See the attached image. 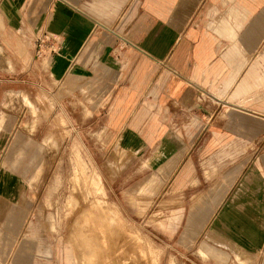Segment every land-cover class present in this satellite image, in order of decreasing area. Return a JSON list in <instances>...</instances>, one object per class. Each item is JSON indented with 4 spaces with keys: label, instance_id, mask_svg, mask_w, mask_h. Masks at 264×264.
I'll list each match as a JSON object with an SVG mask.
<instances>
[{
    "label": "rangeland",
    "instance_id": "obj_1",
    "mask_svg": "<svg viewBox=\"0 0 264 264\" xmlns=\"http://www.w3.org/2000/svg\"><path fill=\"white\" fill-rule=\"evenodd\" d=\"M60 1L0 0V44L10 62L6 66L8 60L0 52V112L6 114L0 127V164L5 159L14 160V137L30 138L28 143L17 145L22 154L14 165L9 163L6 175L26 185L25 195L31 202L16 207L10 201L1 206L9 211L0 217V242H7L6 249L0 250L5 264H13L15 258H22V264H264V242L252 255L233 251L243 240L241 232L224 244L206 237L215 217L246 181L250 182L246 184L247 195L255 200L247 213L264 209V113L258 119L262 137L225 138L223 146L230 153L183 155L181 165L192 156L195 178L181 190V201H174L170 188L176 173L157 184L154 178L158 170L148 161L153 154L122 149L119 134L127 123L118 128L105 121L106 91L93 88L92 79L70 81V89L59 90L65 101L50 90L47 61L38 57L34 41L46 30L47 20ZM64 1L77 5L79 0ZM86 1L80 0L82 8L87 7ZM124 2L87 3L92 7L96 4L97 14L108 16L110 9L115 11ZM14 40L25 44L29 52L26 59L17 54ZM28 82L35 85L31 96ZM10 92L16 94L14 102L5 107L1 102ZM53 92L56 100L51 101ZM23 95L32 97L35 114L29 112ZM45 98L50 99L49 110L44 107ZM139 107H130L131 118ZM158 140L161 138L145 139V145L153 147ZM213 146L223 149L221 143ZM34 155L32 166L37 169L29 170ZM209 165L222 167L214 174ZM237 165L241 168L235 179L232 175L223 177L227 169ZM21 188L15 186L14 193ZM208 196L220 204L210 218L185 236L193 201ZM180 208L181 219L176 215ZM27 218L31 232L26 237ZM247 218L256 226L264 224V217ZM174 226H178L176 232L168 233ZM42 240L50 250L48 258L37 252L36 243ZM205 241L225 257L210 256L215 251Z\"/></svg>",
    "mask_w": 264,
    "mask_h": 264
},
{
    "label": "crops",
    "instance_id": "obj_2",
    "mask_svg": "<svg viewBox=\"0 0 264 264\" xmlns=\"http://www.w3.org/2000/svg\"><path fill=\"white\" fill-rule=\"evenodd\" d=\"M90 1L82 8L80 0L77 5L61 0L44 33L35 38L38 57L47 61L50 90L65 101L59 90L70 89V81L92 79L93 88L106 91L105 121L118 128L127 123L119 134L122 149L127 147V153H152L148 161L158 170L154 178L157 184L176 173L170 190L175 195L173 200L179 202L181 190L195 178L192 156L181 165L183 155L230 153L224 149L225 138L262 137L258 119L264 113V0H125L117 10L110 9L108 16L97 14L96 4L92 7L87 3ZM14 41L17 54L26 59L29 52L25 44ZM0 52L8 60L1 44ZM6 66H10L9 60ZM27 84L31 96L35 85ZM54 92L51 101L56 100ZM15 95L8 93L1 104L10 106ZM23 100L35 114L32 97L23 95ZM42 100L49 110L50 99ZM134 106L139 108L131 118L130 107ZM5 115L0 112V127ZM156 138L161 140L153 147L145 145V139ZM200 139H205L204 144ZM29 141L22 135L14 137V160L5 159L0 164V217L9 212L1 208L3 204L14 201L17 207L31 202L25 195L26 185L6 176L9 165L22 154L17 145ZM213 143H221L223 149H212ZM35 155L29 170L37 169L32 166ZM219 166L209 165V169L215 174ZM240 168L227 169L223 177L232 175L235 179ZM249 183L246 181L232 194L206 237L224 244L241 232L243 240L233 251L255 255L254 248L264 242V224L256 226L247 217H264V209L247 213L255 201L247 195ZM15 186L22 188L14 193ZM214 200L208 196L193 201L185 236L214 214L220 204ZM181 211L176 213L180 219ZM28 218L24 223L26 237L31 232ZM178 226L167 232L174 234ZM206 241L215 251L210 256L225 257ZM45 242L37 241V252L48 258L51 253ZM6 243L0 242V250L6 249ZM57 258L61 260L58 254ZM21 259L15 258L13 264H22ZM5 261L0 252V264Z\"/></svg>",
    "mask_w": 264,
    "mask_h": 264
},
{
    "label": "bare ground",
    "instance_id": "obj_3",
    "mask_svg": "<svg viewBox=\"0 0 264 264\" xmlns=\"http://www.w3.org/2000/svg\"><path fill=\"white\" fill-rule=\"evenodd\" d=\"M112 216V215H111ZM86 256V255H85Z\"/></svg>",
    "mask_w": 264,
    "mask_h": 264
}]
</instances>
